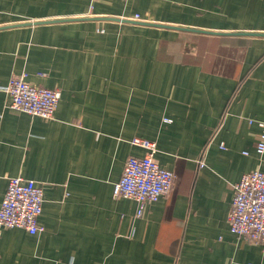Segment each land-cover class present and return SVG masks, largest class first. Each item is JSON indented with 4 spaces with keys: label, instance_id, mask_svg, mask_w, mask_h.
Returning a JSON list of instances; mask_svg holds the SVG:
<instances>
[{
    "label": "crops",
    "instance_id": "crops-1",
    "mask_svg": "<svg viewBox=\"0 0 264 264\" xmlns=\"http://www.w3.org/2000/svg\"><path fill=\"white\" fill-rule=\"evenodd\" d=\"M22 74L59 91L52 119L9 108ZM258 122L264 0H0V203L18 176L44 200L43 232L1 231L0 264H264L227 222L264 172ZM134 139L175 174L140 217L113 195L148 154Z\"/></svg>",
    "mask_w": 264,
    "mask_h": 264
},
{
    "label": "built area",
    "instance_id": "built-area-1",
    "mask_svg": "<svg viewBox=\"0 0 264 264\" xmlns=\"http://www.w3.org/2000/svg\"><path fill=\"white\" fill-rule=\"evenodd\" d=\"M5 91L10 109L46 120L52 119L60 97L58 90L28 83L25 74L12 76ZM258 127L255 150L258 155H264V123L258 122ZM133 144L146 148L148 154L127 159L119 181L113 186V195L134 200L138 207L135 216L140 217L146 204L157 202L172 190L175 174L154 159L153 143L134 139ZM199 166L203 164L199 162ZM233 190L227 218L230 232L252 244L264 243V172L254 170L244 174ZM43 201V190L35 181L19 176L8 178L0 203V234L3 229L13 228L24 229L31 235L43 232L38 223Z\"/></svg>",
    "mask_w": 264,
    "mask_h": 264
}]
</instances>
